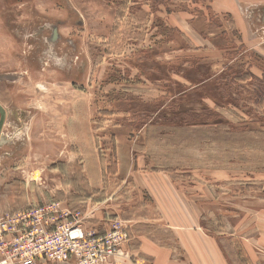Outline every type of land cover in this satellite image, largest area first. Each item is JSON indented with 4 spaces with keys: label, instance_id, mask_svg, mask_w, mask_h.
<instances>
[{
    "label": "rangeland",
    "instance_id": "374dc122",
    "mask_svg": "<svg viewBox=\"0 0 264 264\" xmlns=\"http://www.w3.org/2000/svg\"><path fill=\"white\" fill-rule=\"evenodd\" d=\"M233 2L247 20L251 0ZM225 5L0 0V213L62 202L87 227L121 221L113 264H141L126 245L152 224L130 213L160 210L146 191L166 186L155 222L207 233L221 264H264V17L247 51ZM153 226L155 244L203 264Z\"/></svg>",
    "mask_w": 264,
    "mask_h": 264
},
{
    "label": "built area",
    "instance_id": "2783aa9c",
    "mask_svg": "<svg viewBox=\"0 0 264 264\" xmlns=\"http://www.w3.org/2000/svg\"><path fill=\"white\" fill-rule=\"evenodd\" d=\"M109 223L87 227L62 202L0 213V264H113L128 237L121 221Z\"/></svg>",
    "mask_w": 264,
    "mask_h": 264
},
{
    "label": "crops",
    "instance_id": "0c3cea01",
    "mask_svg": "<svg viewBox=\"0 0 264 264\" xmlns=\"http://www.w3.org/2000/svg\"><path fill=\"white\" fill-rule=\"evenodd\" d=\"M226 5L225 7H215V10L219 11V13L224 12L226 13V10H229L232 16V20L235 26V30L242 42V48L246 49L247 51H253L254 48L258 50L260 53V56H264V47L257 46L254 47L255 42L254 36H253V30H256L258 27L257 25L261 22L262 17H264V10H260L259 8L264 5V0L262 1H256V0H251L249 5H253V7H248V13L247 15V20L243 18V15L241 16L242 12H239L238 9L235 8V3L233 0H224ZM250 1V0H249ZM248 4V3H247ZM244 6V5H243ZM242 6V7H243ZM245 7V6H244ZM225 8V9H224ZM257 8V10H256ZM253 39V40H252ZM254 47V48H251ZM254 52V51H253ZM256 58L257 56H253ZM249 64V63H248ZM248 70L250 71L251 74L255 75L256 73L254 71H257L259 73V69L254 68L253 66L248 67ZM253 70V71H252ZM260 74V73H259ZM256 76V75H255ZM253 76L249 75V78H252ZM254 78V77H253ZM87 171L90 173V175H93V184H98V180L96 181L94 172L95 170H91L90 168L87 169ZM93 172V173H92ZM88 176V174H87ZM86 176V177H87ZM88 178V177H87ZM96 182V183H95ZM169 189L164 186L163 190H155L153 187L152 189L147 188V195L149 198L152 200V209L159 208L160 210L151 211L148 209L147 206L139 205V211L130 213V217L134 218L137 217L139 220V224L144 223V224H152V228L149 227H136V235L133 236L134 240L132 239L131 245H126L128 248L129 246V253L133 255L134 257L139 254L141 261H139L141 264H194L192 261H188L185 263H182V260H177L174 255H177L178 252L176 253L173 250L172 245H168L164 243L162 246H159L153 242V238H160L161 241L163 239L156 234H153L157 232L158 229H155L153 226L154 224L162 225L165 224L167 227L171 228V230L174 232V230H177V233H175L174 238L178 242V247L183 256L190 255L193 250H197L200 254L199 260L202 261L203 264H212V256L217 257L214 264H221L219 263V242L218 240L213 239V237L209 236L207 233H191L189 232H181L178 226H172L169 225L167 222H160L155 220L158 217H165L168 215V210H165L164 207L161 206V203L164 201L163 199V193L167 194ZM157 203L159 205H157ZM167 211V212H166ZM176 214V211H174ZM156 213V214H154ZM181 214V213H180ZM201 216H202V211L199 214V218H197V221H201ZM138 225V224H137ZM197 225V223H196ZM149 226V225H148ZM199 229L203 226L201 224L198 226ZM151 231V234L148 233ZM259 241L264 240V235H261V238H258ZM264 246V243L262 244ZM124 247V246H123ZM125 248V247H124ZM124 248H122V251H124ZM264 252V248H261ZM224 253L220 251V255L222 256L223 259H225ZM209 257V258H208ZM135 259V258H134ZM227 263V262H226Z\"/></svg>",
    "mask_w": 264,
    "mask_h": 264
},
{
    "label": "water",
    "instance_id": "95a60500",
    "mask_svg": "<svg viewBox=\"0 0 264 264\" xmlns=\"http://www.w3.org/2000/svg\"><path fill=\"white\" fill-rule=\"evenodd\" d=\"M5 118H6V111L5 109L3 108V106H1L0 104V141H1V138H2V129H3V125L5 123Z\"/></svg>",
    "mask_w": 264,
    "mask_h": 264
}]
</instances>
